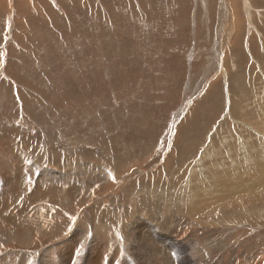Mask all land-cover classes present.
Returning <instances> with one entry per match:
<instances>
[{
  "label": "rangeland",
  "instance_id": "rangeland-1",
  "mask_svg": "<svg viewBox=\"0 0 264 264\" xmlns=\"http://www.w3.org/2000/svg\"><path fill=\"white\" fill-rule=\"evenodd\" d=\"M0 154V264H264V0H0Z\"/></svg>",
  "mask_w": 264,
  "mask_h": 264
},
{
  "label": "bare ground",
  "instance_id": "bare-ground-1",
  "mask_svg": "<svg viewBox=\"0 0 264 264\" xmlns=\"http://www.w3.org/2000/svg\"><path fill=\"white\" fill-rule=\"evenodd\" d=\"M231 10V9H230ZM224 14V13H223ZM226 14V13H225ZM67 21V20H66ZM225 50V49H224ZM219 52V51H218ZM1 155V154H0ZM244 156H246V154L244 155ZM0 157H3V155H1ZM0 160H2V159H0ZM4 161H6V160H4ZM7 162L8 161H6V164L4 165V169H5V176H6V179L7 180H9L8 179V176H7V172H8V170L10 169V166L9 165H7ZM213 178H214V176H213ZM2 182V181H1ZM9 183L10 184H12L10 181H9ZM232 186V185H231ZM246 187L245 188H240V187H242V185L241 184H238V186H237V190H239V191H246V190H250V191H252V189H254L253 187H251L250 185H248V184H246L245 185ZM238 187H239V189H238ZM244 187V186H243ZM232 188H234V186H232ZM249 191V192H250ZM255 191V190H254ZM248 193V192H247ZM253 193V192H252ZM258 193V192H257ZM250 194V193H249ZM252 195H254V194H252ZM249 197H252V196H250V195H245V196H242L241 198H249ZM193 198V197H192ZM223 198V197H222ZM227 198V197H226ZM239 198V197H238ZM233 199V198H232ZM192 200V199H191ZM224 200V199H223ZM227 200V199H226ZM254 199H250V200H248L247 202H250V201H253ZM197 201H200L201 202V199L199 200H197ZM230 201V203L232 202V200H228V202ZM199 202V203H200ZM220 202V201H219ZM203 203H205V201L203 202ZM207 203H209L208 201H207ZM224 203V202H223ZM182 204V203H181ZM201 204V203H200ZM220 204H221V202H220ZM232 204V203H231ZM244 204V203H243ZM242 204V205H243ZM195 205V204H194ZM198 205V204H197ZM225 205H226V203H225ZM225 205H224V207H225ZM234 206V205H233ZM192 207H193V205H192ZM195 207V206H194ZM191 210H193L192 208H191ZM190 212H192V211H190ZM187 213H188V211H187ZM210 214V213H209ZM190 215H192V213H190ZM208 215V214H207ZM139 218V217H138ZM140 219V218H139ZM140 221V220H139ZM141 221H142V219H141ZM140 221V222H141ZM131 222V221H130ZM136 223V222H135ZM186 224V223H185ZM130 227V226H129ZM137 227V226H136ZM144 228H146V227H144ZM96 229H97V227H96ZM110 229V228H109ZM147 229H148V227H147ZM11 230V229H10ZM17 230V229H16ZM141 230H143V229H141ZM148 230H150V228L148 229ZM18 231H19V228H18ZM4 232H6V231H4ZM8 232V231H7ZM15 232V231H14ZM143 232V231H142ZM141 232V233H142ZM181 232V231H180ZM17 233H19V232H17ZM16 233V237H17V235H19V234H17ZM21 233V232H20ZM184 233H185V231H184ZM10 234H14V233H10ZM146 234H147V232H146ZM144 235V234H143ZM180 235L181 234H178V235H176V236H174V238L172 239V242H173V244H175L177 241H178V239H179V237H180ZM184 235V234H183ZM1 236V235H0ZM145 237V236H144ZM148 237V236H147ZM181 237H182V235H181ZM13 238H15V235L13 236ZM13 238H11V239H13ZM146 238V237H145ZM185 238V237H184ZM18 238H15L14 240H17ZM150 239V238H149ZM175 239V240H174ZM149 241V240H148ZM16 242V241H15ZM151 242V241H150ZM149 242V243H150ZM17 243V242H16ZM148 243V242H147ZM62 245V244H61ZM70 245V244H69ZM142 245H143V243H142ZM26 246V245H25ZM67 247V246H66ZM71 248H72V246H71ZM68 249V248H67ZM138 249V248H137ZM153 249V248H152ZM156 249V248H155ZM116 251V250H115ZM128 251V250H127ZM137 250H135V252H136ZM129 252V251H128ZM55 253V252H54ZM81 253V252H80ZM137 255H139V253H136ZM130 255V254H129ZM142 255V254H141ZM133 256V255H132ZM140 257V256H139ZM25 258V257H24ZM2 261V260H1ZM28 261H29V259H28ZM22 262V261H21ZM21 264V263H20ZM22 264H24V263H22ZM192 264V263H191Z\"/></svg>",
  "mask_w": 264,
  "mask_h": 264
}]
</instances>
